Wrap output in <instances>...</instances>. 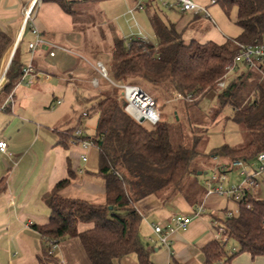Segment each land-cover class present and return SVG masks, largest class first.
Listing matches in <instances>:
<instances>
[{
	"label": "trees",
	"instance_id": "16d2710c",
	"mask_svg": "<svg viewBox=\"0 0 264 264\" xmlns=\"http://www.w3.org/2000/svg\"><path fill=\"white\" fill-rule=\"evenodd\" d=\"M43 1H53L74 20L78 18L75 0ZM150 2L145 6L150 8ZM214 4L227 16L235 9V24L240 29L236 37L226 38L221 43L212 40L201 43L193 38L185 41L183 29L177 28V22L166 21L158 9H151L149 21L155 44L133 40L127 47L124 39L114 38L108 77L116 83H136L137 79L148 84L167 81L174 96L191 94L192 100L185 104L199 105L211 96L226 64L239 52L233 40L245 44L264 41V0H215ZM197 18L199 15L192 16V20ZM22 43L23 39H20L12 57L14 46L3 57L12 40L0 32V76L12 58L0 86V92L6 95L21 77L23 65L18 53ZM239 72L240 76L213 97L217 103L215 114L228 107L230 115L227 119L248 131L250 139L242 146L221 145L207 154L197 150V136L189 148L181 144L174 146L168 125L161 118L154 125L136 122L125 112L123 101L117 96L98 95L85 99L87 103L94 102L90 113L97 116L95 133L91 137L98 148L95 174L104 180L105 204L94 205L60 195L76 176L68 160L67 176L57 181L43 197L50 209L47 223L33 226L43 241L44 257L48 240L59 243L77 237L90 264H114L129 254L136 255L138 264H153L148 245L139 236L142 217L135 209L136 202L149 194L169 198L179 193L186 178L195 175L199 169L194 163L201 156H207L211 161L220 158L230 165L239 158L249 160L264 152V61H255L251 68L241 66ZM64 132L59 143L67 146L73 129ZM4 188L2 179L0 192ZM247 205L251 207L247 208ZM262 220L264 199L247 195L240 202L237 216L224 217L219 222L227 237L237 241L239 253L246 252L255 258L264 256ZM79 223H92L93 226L79 232ZM203 254L205 264H216L221 260L230 264L236 255H227L225 245L218 240L209 242L203 248ZM38 259L43 262L42 256Z\"/></svg>",
	"mask_w": 264,
	"mask_h": 264
},
{
	"label": "crops",
	"instance_id": "0c3cea01",
	"mask_svg": "<svg viewBox=\"0 0 264 264\" xmlns=\"http://www.w3.org/2000/svg\"><path fill=\"white\" fill-rule=\"evenodd\" d=\"M148 2L151 7L155 4L152 0H147L146 3ZM30 5L31 18L24 23L20 35L23 11ZM79 20H74L72 15L53 1L0 0V32L12 40L3 57L20 35L19 40L23 39V43L19 48L18 58L23 66L28 63L31 56L27 43L33 39L31 27L37 28L45 41L70 51L65 53L56 50L50 56V49L38 48L32 55V80L18 81L9 95L0 92V142L6 143L5 151H0V181L3 179L5 185L0 192V264H90L77 237L60 241L53 255L44 257L43 241L33 229V226L47 223L50 209L43 197L57 181L67 176L68 160L76 176L71 184L60 191V195L94 205L105 204L104 180L95 174L98 148L92 146L83 150L79 145L71 144L70 140L67 146L59 143L67 129L74 130L79 126L86 129L82 122L83 112L74 114L73 117L72 107L64 109L63 100H75L84 106L85 111L90 103L84 100L94 97L96 91L93 88L98 86V82L97 85L90 82L93 90L87 88V81L82 70L77 69V64L68 67L63 65L67 60L65 54L78 56L69 47L77 46L80 36L78 32L89 27V23L79 26ZM164 20L167 21L168 18ZM211 32L200 42L212 40L221 43L227 38L219 41L214 29ZM112 41L113 39L110 42L111 48ZM79 48L83 50V46ZM57 51L65 54L58 55ZM89 66L97 73L95 64L90 63ZM83 134L88 136L84 132ZM82 152L86 155V161L80 158ZM221 162L220 158H214L210 161L209 168ZM190 185L187 193L181 190L169 198L149 194L135 204V209L142 217L139 236L148 245L149 259L153 264H205L203 248L209 242L218 240L211 227L213 219L221 220L216 213L218 209L213 206V202L207 203L204 188L199 187L196 178ZM257 189L254 196L260 198ZM202 203L206 212L198 217L193 216L195 208ZM175 215L189 216L191 221L184 228L174 229L169 246L148 242V238L154 237L151 225H170L171 218ZM29 220L33 223L31 227L26 226ZM92 226V223H79L77 229L83 232ZM224 237L225 245L230 238L226 234ZM233 252L234 249L227 252V255ZM39 256H42L43 262L39 261ZM257 257H250L254 264L258 262L255 261ZM238 258L239 255H235L230 264H241ZM120 260L127 264H138L135 254H129ZM218 263L229 264L224 260Z\"/></svg>",
	"mask_w": 264,
	"mask_h": 264
},
{
	"label": "rangeland",
	"instance_id": "374dc122",
	"mask_svg": "<svg viewBox=\"0 0 264 264\" xmlns=\"http://www.w3.org/2000/svg\"><path fill=\"white\" fill-rule=\"evenodd\" d=\"M193 1L202 7H205L210 18L199 16V18L192 20L193 15L190 13L180 15L178 12L175 13L164 9L159 10L156 3L150 8L144 6L142 9H137L132 14H129L128 10L134 6V0L77 1L74 5V9L78 14L77 19H80L78 25L81 26L83 23H89L88 29H82L78 32L80 36H78L77 46L69 47L80 57L74 54H65L60 51H57V53L58 55H67V60L65 61V64L63 63L64 66L68 67L77 64V69L82 70L83 77H85L87 81V88H93L90 84V82L92 83L93 78L98 82L97 88H93L96 91V95L93 98L98 95H108L117 96L123 101V94L119 89L117 91V88H115L108 79L95 73L90 68L89 64H95L97 61H100L106 70H108L112 50L110 42L116 37L126 39L132 35L141 33V36L144 38L137 41L155 44V36L149 21L151 9H158L157 11L162 19L168 18V21L170 20L172 23L177 22V28H179V30L183 29V38L185 41H189L192 38L200 41L213 29L215 31L214 33L218 35L217 40L219 41L224 39V37L234 38L238 35L240 29L235 24V9H233L227 16L217 4H210L211 0ZM144 2L146 3L147 0H144ZM79 46H83V50H81ZM153 51H156V47ZM65 75L64 77H66ZM240 75L241 73L239 70L229 74L226 83L228 84ZM136 84L149 93L156 101L154 111L163 121H166L170 140L174 146L181 144L182 146L189 148L194 143V137L197 136V150L201 153L207 154L213 148L221 145L235 147L242 146L250 139L248 131L227 119L230 115V109L228 107H225L221 112L215 114L217 103L212 96L204 98L199 105L196 106L185 104L190 103V101L186 102L181 99H176V95L174 96V93L169 86V82L167 81L148 84L137 79ZM93 103L94 102H90L89 107L84 111V106H81V104L75 102V100L68 98L63 100L64 109L69 108V106L72 107L74 111L72 114L73 117L74 114L79 112L80 114L82 112H87L88 117L82 119L83 126L86 129L83 130L81 126H79V128L88 136L94 135L97 120V116L90 113V108ZM144 124L149 125L148 123ZM63 134H65V132H63ZM210 161L211 160L207 158V156H201L200 159L196 160L194 164L199 169L195 175L187 177L184 181L182 188L184 193L189 192L188 187L191 186L190 184L194 178L198 180L199 187L201 186L204 188L202 181L209 177L211 169L214 167L209 168V166H211ZM202 169H204L205 173L198 174ZM237 175L238 174L235 172L228 173L231 184H237L241 180L240 177L237 178ZM258 182L259 186L257 194L261 199H264V173L258 177ZM203 191H205V188ZM206 201L207 203L213 202V206L218 209L216 213L220 219L225 217V209H234L232 202H227L226 199L220 196H209ZM233 249V253L239 255L238 259L241 264H254L249 255L246 253H239V245L237 241L230 238L225 244V250L231 252ZM255 261H258L255 264H264V256L257 257ZM114 264L127 263L124 260H120L119 262L115 261Z\"/></svg>",
	"mask_w": 264,
	"mask_h": 264
},
{
	"label": "built area",
	"instance_id": "2783aa9c",
	"mask_svg": "<svg viewBox=\"0 0 264 264\" xmlns=\"http://www.w3.org/2000/svg\"><path fill=\"white\" fill-rule=\"evenodd\" d=\"M135 4L132 8L128 10L129 14H132L137 9H142L145 6L144 0H134ZM156 3L159 9L175 11L178 13H190L191 15H199L200 17L210 18L209 13L205 7H202L193 0H152ZM215 0H211L210 4H214ZM31 5L24 9L23 11V24L21 27V33L24 28V23L27 20H30ZM30 32L33 36V39L27 43V49L30 53V59L21 69L20 82L28 81L30 82L33 78V65H32V55L40 47H46L50 49L49 54L53 56L56 50L63 51L65 53L70 52L69 50L53 43L45 41L41 36L37 28L31 27ZM20 35L18 36L20 38ZM144 38L141 36V33L137 35H132L124 39V44L128 47L133 40H141ZM234 44L238 47L239 52L229 61L225 66V72L221 78L217 81L215 90L212 92L211 96L215 97L218 93H221L226 88V81L228 75L237 72L241 66L246 68H251L255 66V61L262 60L264 61V41L245 44L233 40ZM94 69L97 73L108 79L114 87L119 89L123 94L124 101V110L125 112L136 122L138 123H148L149 125L156 124L160 117L154 111L156 106V101L154 98L144 91L136 83H116L111 81L108 77L106 68L101 62H96ZM92 84L97 85V81L93 78ZM176 99L191 101L192 95H181L176 94ZM59 102V101H57ZM3 108V107H1ZM82 118L87 117V112L81 114ZM79 138V139H77ZM71 144H77L81 149L86 150L89 147L95 146L93 143V138L91 136H85L82 130L76 127L73 130L72 137L70 139ZM6 149V143L0 142V151L4 152ZM82 161H86V155L84 152L80 154ZM235 172L239 175L241 180L237 184H231L228 173ZM264 172V152L258 153L253 159H243L239 158L233 161L230 165L228 163H217L212 169L209 177L203 179L202 184L205 188V197L209 196H220L227 200V202H232L234 205L233 210L224 211L225 218H232L237 216L240 211V202L245 196H253L254 191L258 188L259 175ZM250 208V205L246 206ZM206 212L204 204L198 205L194 212L193 216L198 217ZM191 217L183 215H175L171 218V224L165 227H162L158 224H152V231L154 237L148 238V242L157 243L163 246H169L170 236L173 233L174 229L184 228L189 225ZM262 225H264V220H262ZM33 225L32 221L27 222V227ZM211 227L214 228L216 232V237L219 242L223 244L225 242V233L224 228L218 220L213 219L211 221ZM46 255L51 257L58 246V242L54 239L47 241ZM220 264V263H216Z\"/></svg>",
	"mask_w": 264,
	"mask_h": 264
},
{
	"label": "bare ground",
	"instance_id": "6f19581e",
	"mask_svg": "<svg viewBox=\"0 0 264 264\" xmlns=\"http://www.w3.org/2000/svg\"><path fill=\"white\" fill-rule=\"evenodd\" d=\"M11 57H12V54H11ZM11 57H10V59H11ZM10 59H9V61H8L7 66L5 67V69H4V71H3V73H2L1 76H0V84L4 81V75H5V72H6L7 68H8V65H9V63H10Z\"/></svg>",
	"mask_w": 264,
	"mask_h": 264
},
{
	"label": "water",
	"instance_id": "95a60500",
	"mask_svg": "<svg viewBox=\"0 0 264 264\" xmlns=\"http://www.w3.org/2000/svg\"><path fill=\"white\" fill-rule=\"evenodd\" d=\"M18 40H19V37L16 39V41L13 43V45L12 46H14V48H13V53H14V50H15V47H16V44H17V42H18ZM13 53H12V56H13ZM12 59V58H11ZM3 83V82H2ZM1 83V84H2ZM198 174H200L199 172H198Z\"/></svg>",
	"mask_w": 264,
	"mask_h": 264
}]
</instances>
